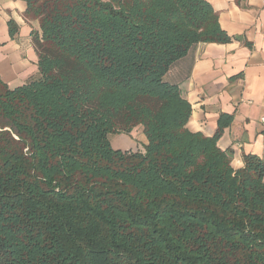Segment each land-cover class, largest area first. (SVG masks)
<instances>
[{
    "label": "trees",
    "instance_id": "16d2710c",
    "mask_svg": "<svg viewBox=\"0 0 264 264\" xmlns=\"http://www.w3.org/2000/svg\"><path fill=\"white\" fill-rule=\"evenodd\" d=\"M24 1L38 69L0 78V264H264V161L190 131L172 74L231 40L212 5Z\"/></svg>",
    "mask_w": 264,
    "mask_h": 264
},
{
    "label": "crops",
    "instance_id": "0c3cea01",
    "mask_svg": "<svg viewBox=\"0 0 264 264\" xmlns=\"http://www.w3.org/2000/svg\"><path fill=\"white\" fill-rule=\"evenodd\" d=\"M228 42L198 43L172 74L192 111L186 127L213 136L233 154L235 168L246 154L264 161V0H207ZM24 0H0V78L10 87L37 72L32 31L37 20L25 16ZM113 148L134 150L147 142L140 128L110 136Z\"/></svg>",
    "mask_w": 264,
    "mask_h": 264
},
{
    "label": "built area",
    "instance_id": "2783aa9c",
    "mask_svg": "<svg viewBox=\"0 0 264 264\" xmlns=\"http://www.w3.org/2000/svg\"><path fill=\"white\" fill-rule=\"evenodd\" d=\"M261 121L264 122V117L261 118Z\"/></svg>",
    "mask_w": 264,
    "mask_h": 264
}]
</instances>
